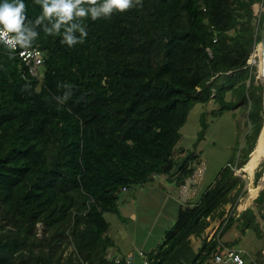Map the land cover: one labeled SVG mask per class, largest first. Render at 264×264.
<instances>
[{"label": "trees", "instance_id": "obj_1", "mask_svg": "<svg viewBox=\"0 0 264 264\" xmlns=\"http://www.w3.org/2000/svg\"><path fill=\"white\" fill-rule=\"evenodd\" d=\"M23 2L26 23L43 14L35 0ZM133 3L109 18L74 16L70 23L87 36L72 46L62 43L64 27L47 34L45 20L34 28L28 48L43 54L40 80L0 43V264H114L105 258L113 241L104 215L120 218L119 193L158 177L178 188L195 172L193 153L177 155L190 112L211 101L216 114L234 110L240 104L226 96L237 89L249 103L244 152L195 202L180 205L161 242L144 253L147 264H209L235 222L256 219L249 210L234 213L246 192L236 172L263 125L248 61L263 39L264 14L255 25L253 8L264 0ZM200 126L195 147L207 130L204 113ZM254 204L264 222V191ZM227 205L232 216L207 241L206 219H222ZM249 220L240 231L260 238L259 224Z\"/></svg>", "mask_w": 264, "mask_h": 264}, {"label": "rangeland", "instance_id": "obj_2", "mask_svg": "<svg viewBox=\"0 0 264 264\" xmlns=\"http://www.w3.org/2000/svg\"><path fill=\"white\" fill-rule=\"evenodd\" d=\"M253 12L256 25L258 17L264 14V4L255 5ZM261 34L264 38V24ZM248 63L251 67H256L254 89L252 90L261 97L262 102L263 125L259 138L264 129V79L260 75V43L256 46ZM245 95L239 89L235 90L233 94L229 93L226 100L240 105L236 109L225 111L222 114H216L219 105L215 102L196 104L190 112L186 124L180 130L181 140L178 146L181 148V152L177 155L181 157L184 154L193 153L196 156V160L194 159L192 162L195 170L199 168L203 171L202 178L198 183L197 196L190 203L195 202L213 183L223 167L234 163L239 159L240 153L244 152L246 146L244 137L250 131L247 117L249 103L245 100ZM203 113L207 130L204 139L195 147L197 134L201 130L200 115ZM236 173L246 182V192L238 208L242 210L246 204L250 203V208L253 207L259 221L261 237L257 238L251 229L241 233L240 229H235L234 224L222 238L229 244H232L236 238L240 239L234 247L241 251L242 255H246L245 258L249 259V264H264V222L260 218L261 214L254 202L251 201L256 199L261 191H264V158L260 159L251 175L243 172V169ZM256 173L260 175L258 180L254 178ZM181 204L177 188L173 184H169L165 177H158L151 183L132 187L126 193H119L117 207L120 218L112 213L104 215L109 224L107 235L113 241L109 253L112 255H125L137 251L148 253L155 249L161 242L164 231L174 224ZM213 229L214 226L210 230L207 228L205 235L207 233L209 237ZM141 263L142 260L136 257L135 264ZM245 264H248V260H245Z\"/></svg>", "mask_w": 264, "mask_h": 264}, {"label": "clouds", "instance_id": "obj_3", "mask_svg": "<svg viewBox=\"0 0 264 264\" xmlns=\"http://www.w3.org/2000/svg\"><path fill=\"white\" fill-rule=\"evenodd\" d=\"M41 5L43 14L39 16L34 22L28 21L25 15L26 5L23 0H3L0 3V42H3L10 48H15L19 45L22 48L30 47L35 40L38 33L33 30L37 26L43 25L47 20L51 27H43L47 34L59 33L62 27L65 28L63 33L64 39L69 46L77 42H83V38L87 36L85 27L80 23H70L77 18L91 17L93 21L99 18H109L113 10L124 12L134 6L133 0H103L102 3H97V0H87L91 6L83 7L85 0H35ZM138 4L141 0H137ZM53 20L55 23H53ZM70 24V26H69ZM78 31L80 38L73 36V32ZM9 33H15L9 36ZM178 189V188H177Z\"/></svg>", "mask_w": 264, "mask_h": 264}, {"label": "built area", "instance_id": "obj_4", "mask_svg": "<svg viewBox=\"0 0 264 264\" xmlns=\"http://www.w3.org/2000/svg\"><path fill=\"white\" fill-rule=\"evenodd\" d=\"M2 27L3 26H0V28ZM9 36H13V34L9 33ZM0 43L13 52V54L24 66L25 71L30 76V78L40 80L41 77L40 68L43 64V54L38 48L25 49L20 47L19 45H16L15 48H10L6 46L3 42ZM202 173H203L202 169L198 168L190 177H188L178 187L177 190L179 194V199L183 205L189 204L197 196L198 183L202 178ZM122 192L126 193L127 190L123 188ZM241 199L242 198L239 199L238 205ZM238 209L239 208L237 206L235 208L237 214H238ZM232 214H233V207L227 205L224 208L223 218L216 220L218 221L217 223H214L210 217L206 219V221L208 222L207 228H209V230L212 228V226H214V229L209 235V237L208 234L206 233L207 241L213 239L214 234L217 233V231L219 230V228H221V225L223 223L227 222V220L230 218V216H232ZM136 257L142 260V264L148 263L143 251H137L136 253H127L125 255H112L108 252L105 256L107 260L112 261L114 264H135ZM209 264H244V260L242 258L241 251L227 247L225 243L222 242V240L220 239L218 243V250L209 260Z\"/></svg>", "mask_w": 264, "mask_h": 264}, {"label": "bare ground", "instance_id": "obj_5", "mask_svg": "<svg viewBox=\"0 0 264 264\" xmlns=\"http://www.w3.org/2000/svg\"><path fill=\"white\" fill-rule=\"evenodd\" d=\"M262 53V44H260V56ZM261 68V63H260ZM261 158H264V129L261 134V136L258 138V141L256 143V147L251 154L250 158L248 159L246 165L243 168V172H245L248 175H251L255 168L258 166V162Z\"/></svg>", "mask_w": 264, "mask_h": 264}, {"label": "crops", "instance_id": "obj_6", "mask_svg": "<svg viewBox=\"0 0 264 264\" xmlns=\"http://www.w3.org/2000/svg\"><path fill=\"white\" fill-rule=\"evenodd\" d=\"M254 200L255 199H253V200H251V201H253L254 202ZM249 205V206H248ZM255 205V204H254ZM245 210H249L250 212H251V215H253V214H255V212H254V209H253V207H251L250 208V203H248V204H246L243 208H242V210H239L238 209V214L235 212L234 213V216H235V218H238V215L239 214H241L242 212H244ZM250 214H247L246 215V218L244 219V220H242V221H240V222H235L234 224H235V229H240V226L242 225V224H244L245 222H246V220H249L250 218ZM216 220H219V219H215L214 220V222H216ZM250 221V224H251V226H254V225H256V224H259V221L257 220V217H256V219H252L251 218V220H249ZM233 224V225H234ZM232 225V226H233ZM259 230L261 231V229H260V226H259ZM245 232V231H244ZM242 233V232H241ZM261 233V232H260ZM205 237H206V235H205ZM223 237V236H222ZM207 238V237H206ZM221 240H222V242H224L225 244H229V243H227V242H225L224 240H223V238H221ZM239 241H240V239H235L232 243H236V242H238L239 243ZM192 243H194V246L196 247L197 245H196V241H195V239H192ZM234 248H236V247H234Z\"/></svg>", "mask_w": 264, "mask_h": 264}, {"label": "water", "instance_id": "obj_7", "mask_svg": "<svg viewBox=\"0 0 264 264\" xmlns=\"http://www.w3.org/2000/svg\"><path fill=\"white\" fill-rule=\"evenodd\" d=\"M260 44H262V53H261V56H260V63H261L260 75L264 79V38L260 42Z\"/></svg>", "mask_w": 264, "mask_h": 264}]
</instances>
